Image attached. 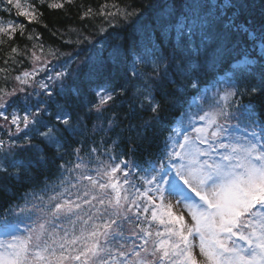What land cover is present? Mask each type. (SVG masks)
Wrapping results in <instances>:
<instances>
[{"label": "snow or ice", "instance_id": "obj_1", "mask_svg": "<svg viewBox=\"0 0 264 264\" xmlns=\"http://www.w3.org/2000/svg\"><path fill=\"white\" fill-rule=\"evenodd\" d=\"M5 2L47 28L37 4L74 0ZM107 7L80 19L127 25L155 6ZM25 27L0 21V37ZM73 32L90 47L59 68L49 67L55 51L37 55L42 43L33 44L32 69L11 77L15 86L0 68V189L28 186L0 215V264H264V0H166L150 28L108 56L91 33ZM21 54L11 48L4 63ZM190 89L205 98L195 114L181 113L188 123L170 132L162 155L126 158L151 147Z\"/></svg>", "mask_w": 264, "mask_h": 264}, {"label": "trees", "instance_id": "obj_2", "mask_svg": "<svg viewBox=\"0 0 264 264\" xmlns=\"http://www.w3.org/2000/svg\"><path fill=\"white\" fill-rule=\"evenodd\" d=\"M48 2H53V0H48ZM62 2V0H60ZM166 2V0H74L72 5L65 4L63 9H50L47 5H39V11L43 12L41 20L43 24H47L48 27L44 28L42 24L37 23H28V20L23 16H16L14 12L9 13L5 11L7 8L6 2L0 3V21H12L16 24L23 23L26 25L25 34L22 36L19 31L15 33L14 39H9L7 36H2L0 39H3L5 42L0 44V68H8L10 71L8 73L9 80L7 81V87L11 88L16 85L17 82L11 79L12 76L19 75L25 70H31L33 67L32 60L30 58L31 52L33 49V44L42 43L44 47V52L41 53L39 49H35L37 55L47 56L49 50L55 51L59 56V60L52 59V66H59L63 63L64 60L68 59L70 55L74 56L76 52L80 51L83 47H90V45H80L75 43L76 35L73 32V29L84 31L85 34H92L93 40H101L103 43L108 45L107 50L105 51V56H108L112 53L113 47L122 41L124 37L129 36L131 33L135 32L139 36L142 32V29L147 26L151 27L154 19L157 15V9ZM21 3L25 6L31 3H35V0H21ZM154 4V8L148 9L144 12V15L137 21H129L127 25L121 22V19L117 17L113 20L114 27L108 26V19L105 16L94 15L91 19L81 20V14L86 11L89 7L93 9L94 13H99L103 5H108L107 11H116V8H113V5H116L120 9H124L128 6H137L143 5L145 9L148 8L149 4ZM100 28H107V32H99ZM58 30L57 35H53V32ZM40 35V40H29L27 38L28 34ZM63 34L61 37L60 34ZM67 41H73V43H67ZM17 48L22 53L21 55L16 56L17 63H13L11 60L8 64L4 63V59L11 54V48ZM123 53V49H121ZM86 53L81 52V59ZM131 56V53H128ZM75 65H73L74 67ZM220 75H217V79L220 78ZM45 76L44 72H41L36 79H41ZM214 81H211L208 86V91L206 95L211 97L212 93L216 91L215 88L211 87ZM5 86V83L2 78H0V87ZM227 87V86H224ZM31 91V89H29ZM204 89L201 90L202 94ZM205 98L204 95H196L194 90H189V95L186 97V103L176 107H169V110L165 113L166 121L168 127L160 131L159 134L155 137L154 143L149 147L147 144L143 149L137 151L135 155H129L128 159L135 160L137 163L143 164L144 160L155 159L157 156L162 155L164 151L165 142L169 144L172 139L175 137V132H179V123L180 121L187 122L185 116L181 115L182 112H189V105H191V110H193V102H201ZM60 100V103L63 104L64 100L57 97ZM195 100V101H194ZM246 102V101H245ZM211 103V100L207 101V104ZM190 110V111H191ZM126 109L118 110V115H124ZM95 119V118H93ZM138 119V118H137ZM136 120H133L135 123ZM175 130L172 135L170 132ZM122 131V129L118 130ZM109 137L112 136L111 133L108 134ZM151 135V134H150ZM99 139V137H97ZM108 137H105L107 141ZM95 146V145H93ZM101 150L104 148V144L100 145ZM124 150V145L121 143L120 147L115 151L119 155ZM102 159L105 157H101ZM27 182L17 183L16 181H10L8 183V194L6 195L3 189H0V215L5 214L6 207H12L14 205L10 204L9 201L13 199L11 193H15L17 196L21 195L27 190ZM20 202V201H17Z\"/></svg>", "mask_w": 264, "mask_h": 264}, {"label": "rangeland", "instance_id": "obj_3", "mask_svg": "<svg viewBox=\"0 0 264 264\" xmlns=\"http://www.w3.org/2000/svg\"><path fill=\"white\" fill-rule=\"evenodd\" d=\"M200 104L199 103H197V107L196 108H194L192 111H190L189 112V114L191 115H193V114H195V112H197L198 110H199V108H198V106H199ZM188 123V121L187 122H185V124H187ZM194 123H196L197 125H199V123H202V122H199V121H194ZM29 223H31V221H29Z\"/></svg>", "mask_w": 264, "mask_h": 264}]
</instances>
